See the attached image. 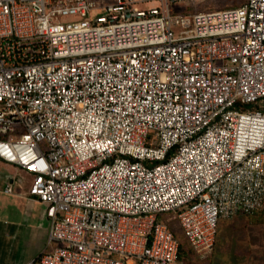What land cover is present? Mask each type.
<instances>
[{"label":"built area","instance_id":"built-area-1","mask_svg":"<svg viewBox=\"0 0 264 264\" xmlns=\"http://www.w3.org/2000/svg\"><path fill=\"white\" fill-rule=\"evenodd\" d=\"M180 1L0 0V162L59 243L28 264H180L175 225L205 259L264 212V0Z\"/></svg>","mask_w":264,"mask_h":264},{"label":"crops","instance_id":"crops-1","mask_svg":"<svg viewBox=\"0 0 264 264\" xmlns=\"http://www.w3.org/2000/svg\"><path fill=\"white\" fill-rule=\"evenodd\" d=\"M30 182L31 176L0 162V264H28L59 245L48 241L45 205L27 194ZM6 184H12L13 193L4 192ZM251 215L220 219L213 251L205 259L196 256L177 233L180 264H264V221Z\"/></svg>","mask_w":264,"mask_h":264},{"label":"rangeland","instance_id":"rangeland-1","mask_svg":"<svg viewBox=\"0 0 264 264\" xmlns=\"http://www.w3.org/2000/svg\"><path fill=\"white\" fill-rule=\"evenodd\" d=\"M245 0H182L178 3L171 5V10L174 13H183L189 14L194 11H202V10H210V9H226L232 8L237 5H241ZM42 148L47 149V145L45 142L41 143ZM253 214H258L256 216H252ZM251 215V219H258L259 221H264V214L256 212ZM168 215H163L162 218L165 219ZM175 222H169V225L172 226ZM175 225L174 228L176 232L181 234V230L178 229L179 226ZM182 236V234H181Z\"/></svg>","mask_w":264,"mask_h":264},{"label":"trees","instance_id":"trees-1","mask_svg":"<svg viewBox=\"0 0 264 264\" xmlns=\"http://www.w3.org/2000/svg\"><path fill=\"white\" fill-rule=\"evenodd\" d=\"M243 4V3H242ZM237 6H240V5H237ZM174 235L175 237L179 240V238L177 237V232H176V229L174 231ZM187 243V242H186ZM180 251H181V244H180V241H179V255H180Z\"/></svg>","mask_w":264,"mask_h":264}]
</instances>
